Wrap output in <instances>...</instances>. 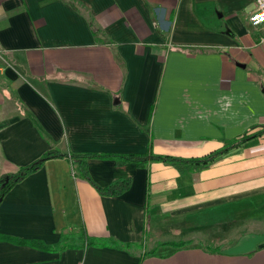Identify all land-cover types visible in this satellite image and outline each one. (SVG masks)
<instances>
[{
    "label": "crops",
    "instance_id": "0c3cea01",
    "mask_svg": "<svg viewBox=\"0 0 264 264\" xmlns=\"http://www.w3.org/2000/svg\"><path fill=\"white\" fill-rule=\"evenodd\" d=\"M254 5L0 0V179L50 149L105 154L88 159L101 186L130 179L102 194L69 156L47 159L0 201V264H264V22H250ZM256 132L188 172L112 156L200 158ZM81 229L133 245L50 247Z\"/></svg>",
    "mask_w": 264,
    "mask_h": 264
},
{
    "label": "trees",
    "instance_id": "16d2710c",
    "mask_svg": "<svg viewBox=\"0 0 264 264\" xmlns=\"http://www.w3.org/2000/svg\"><path fill=\"white\" fill-rule=\"evenodd\" d=\"M260 132L256 133H245L239 138H234L230 140L229 144L225 145L224 147L211 152L210 154L200 157V158H182L179 156H174L170 154H157L152 152L147 153H134V154H114L112 156L116 157V160L119 163H123L128 160H132L137 162L139 165L146 164L149 159H157V160H163L169 163L174 164L181 172H188L192 171L193 167L190 164L193 163H208L218 157L220 154L228 151L230 148L235 147L241 143H244L253 137H256ZM105 154H99V153H67L63 152L58 149H50L46 151L41 157L37 158L36 160L20 166L18 170L15 172H9L4 174L0 179V201L2 197L5 195V193L8 192L9 189L18 181L23 179L25 176H27L29 173L36 171L38 168L41 167V165L49 158L52 157H60V156H69L72 160V163L75 165L74 167L77 169L78 174L89 181H91L98 191L102 194H117L122 192L124 189H126L130 185V179L129 178H119L115 179L109 184L105 186H101L92 179L89 169H88V159L92 156H104ZM0 237L2 235L0 234ZM82 239V242L80 244L75 243L74 240L76 239ZM15 241V240H14ZM16 241H20L16 239ZM187 240H182L176 243V245H183L187 243ZM38 244L43 245L41 242H38ZM78 244V245H77ZM91 244H111L115 245L117 247H124L128 248L133 245L131 242H121L118 240H111L107 241L106 239L102 238H95L92 236H89L86 234L84 229H81L79 234L75 235L74 233H63L60 240L50 246L51 248L55 249H63L65 247H75V246H84V245H91ZM43 246L49 247V245L44 244Z\"/></svg>",
    "mask_w": 264,
    "mask_h": 264
},
{
    "label": "built area",
    "instance_id": "2783aa9c",
    "mask_svg": "<svg viewBox=\"0 0 264 264\" xmlns=\"http://www.w3.org/2000/svg\"><path fill=\"white\" fill-rule=\"evenodd\" d=\"M249 19L253 25L264 22V0H255V5L249 13Z\"/></svg>",
    "mask_w": 264,
    "mask_h": 264
}]
</instances>
